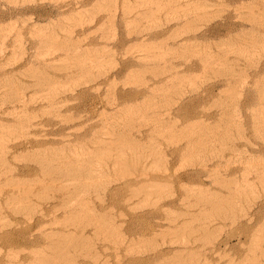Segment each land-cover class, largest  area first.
Here are the masks:
<instances>
[{
	"label": "rangeland",
	"instance_id": "obj_1",
	"mask_svg": "<svg viewBox=\"0 0 264 264\" xmlns=\"http://www.w3.org/2000/svg\"><path fill=\"white\" fill-rule=\"evenodd\" d=\"M262 16L264 0H0V264H264Z\"/></svg>",
	"mask_w": 264,
	"mask_h": 264
},
{
	"label": "bare ground",
	"instance_id": "obj_2",
	"mask_svg": "<svg viewBox=\"0 0 264 264\" xmlns=\"http://www.w3.org/2000/svg\"><path fill=\"white\" fill-rule=\"evenodd\" d=\"M186 7H187V6H186ZM187 10H189V9L187 8ZM146 11H147V10H146ZM148 11H150V10H148ZM148 11H147V12H148ZM139 13H141V12H139ZM143 13H144V12L142 11L141 14L143 15ZM148 13H149V12H148ZM146 14H147V13H146ZM146 14H144V15H146ZM149 14H150V13H149ZM149 14H148V15H149ZM139 15H140V14H138V16H139ZM148 15H146V16H148ZM261 15H262V14H261ZM140 16H141V15H140ZM146 16H145V17H146ZM262 17H264V16H262ZM138 18H139V17H138ZM141 18H142V17H141ZM259 18H261V17H259ZM259 18H258V19H259ZM139 19H140V18H139ZM189 19H190V18H189ZM187 20H188V19H187ZM255 20H256V19H255ZM261 20H264V19H261ZM188 21H189V20H188ZM188 21H187V23H189ZM258 22H259V21H258ZM184 23H185V22H184ZM184 23H183V24H184ZM190 23H191V22H190ZM183 24H182V25H183ZM185 24H186V23H185ZM185 24H184V25H185ZM180 25H181V24H180ZM180 25H179V26H180ZM244 33H245V31H244ZM238 34H239V33H238ZM242 34H243V33H242ZM239 35H240V34H239ZM243 35H244V34H243ZM246 35H247V34H246ZM250 35H251V34H250ZM168 36H169V35H168ZM170 36H171V35H170ZM166 38H167V37H166ZM166 38H165V36H164V38H162V39H166ZM169 38H170V37H169ZM169 38H168V39H169ZM171 38H173V37H171ZM162 39H161V40H162ZM237 39H238V38H237ZM242 39H243V38H242ZM248 39H249V38H247V41H250V40H248ZM250 39H251V38H250ZM244 40L246 41V39H244ZM254 40H255V39H254ZM163 41H164V40H163ZM163 41H162V42H163ZM241 41H242V40H241ZM245 41H243V42H245ZM250 42H251V41H250ZM245 43H246V42H245ZM252 43H253V42H251V45L254 44V43H253V44H252ZM164 44H165V43H164ZM185 44H186V43H185ZM248 44H250V43H248ZM156 45H157V44H156ZM251 45H250V46H251ZM250 46H249V47H250ZM171 47H172V46H171ZM185 47H186L185 45H183V44H180V45H179V43H178V45L175 46V47H173V49H175V52H176V50H180V51L184 52V51L186 50ZM192 47H194V46L192 45ZM153 48H154V46H153ZM158 48H159V46H158ZM189 48H190V47H189ZM242 48H243V47H242ZM242 48H241L240 50H242ZM245 48H246V47H245ZM245 48H243V49H244L243 51L246 50ZM190 49H191V48H190ZM235 49H236V48H235ZM187 50H188V49H187ZM192 50H194V49H192ZM180 51H179V52H180ZM190 51H191V50H190ZM190 51H189V52H190ZM173 52H174V51H173ZM187 52H188V51H187ZM223 52H224V51H223ZM236 52H237V51H236ZM82 53H83V52H82ZM185 53H186V51H185ZM226 54H227V53H226ZM238 54H239V53H238ZM241 54H242V53H241ZM224 55H225V54H224ZM75 56L77 57V59H76V58H75V59L79 62V60L81 59V58H80L81 55H78V54H77V55H75ZM75 56H74V57H75ZM216 56H218V54H217ZM216 56H215V57H216ZM221 56H222V55H221ZM223 57H226V56H223ZM79 58H80V59H79ZM210 59H211V57H210ZM216 59H217V57H216ZM219 59H221V58H219ZM223 60H225V59L223 58ZM205 61H207V59H206ZM215 61H216V60H215ZM220 61H221V60H220ZM234 61L236 62V60H234ZM213 62H214V61H213ZM223 62H224V61H223ZM227 62H228V61H226L225 63H227ZM232 62H233V61H232ZM80 63H81V62H80ZM77 64H79V63H77ZM223 64H224V63H223ZM233 64H234V63H233ZM208 65H212V66H213V64H208ZM236 65H237V63H236ZM146 66L148 67V65H146ZM224 66H225V64H224ZM227 66H228V65H227ZM84 67H85V66H84ZM144 67H145V66H144ZM151 67H152V66H151ZM206 67H208V66L206 65ZM219 67H220V66H219ZM221 67H222V66H221ZM231 67H232V66H231ZM231 67L228 66V69L230 70ZM145 69H146V68H145ZM147 69H148V68H147ZM219 69H220V68H219ZM224 69H225V68H224ZM148 70H149V69H148ZM224 71H226V69H225ZM157 72H158V71H157ZM159 72H160V71H159ZM215 72H216V71H215ZM226 72H227V71H226ZM226 72L223 73V72L221 71L220 74H226ZM233 72H234V71H233ZM217 73H218V71H217ZM227 73H228V72H227ZM231 73H232V71H231ZM231 73H230V74H231ZM36 74H37V73H36ZM226 75H227V74H226ZM231 75H232V74H231ZM33 76H34V72H33ZM174 76H175V75H174ZM227 76H228V75H227ZM40 77H41V76H40ZM34 78H35V77H34ZM179 78H180V76H179ZM36 79H37V77H36ZM176 79H178V77H176ZM176 79H175V80H176ZM181 79H183V77H182ZM44 80H45V79H44ZM173 80H174V79H173ZM45 82H46V81H45ZM256 82H257V81H256ZM261 82H262V81H261ZM257 83H258V82H257ZM258 84H259V83H258ZM262 85H264V82L260 83V84L258 85V87L260 86V88H261V87L264 88V86H262ZM260 88H259V89H260ZM262 88H261V92H264V91H262ZM262 94H264V93H262ZM151 98H152V97H151ZM152 100L154 101V98H153ZM157 100H158V99H157ZM153 101H152V102H153ZM152 102H151V103H152ZM154 102H155V101H154ZM157 103H158V102H157ZM159 103H160V102H159ZM221 103H222V102H221ZM152 105H153V104H152ZM157 105H160V104H157ZM149 106H150V105H149ZM154 107H156V106H154ZM157 107H160V106H157ZM148 108H149V107H148ZM150 109H151V108H150ZM155 109H156V108H155ZM153 110H154V109H153ZM153 114H157V112H156V113H153ZM157 115H158V114H157ZM226 117H227V116H226ZM224 118H225V117H224ZM126 119L129 120V121L132 120L131 117H130L131 120H130L129 118H126ZM226 119H227V118H226ZM224 120H225V119H224ZM129 121L125 122V123H126L125 126H127V125L129 126V124H128ZM132 121L135 122V121H137V120L135 119V120H132ZM132 121L129 122L131 125H132ZM155 121L157 122V120H155ZM162 121H163V120H162ZM225 121H226V120H225ZM160 122H161V120H160ZM137 123H138V122H137ZM137 123H136V124H137ZM157 123H159V122H157ZM157 123H156V124H157ZM222 123H224V122L222 121ZM139 124H140V123H139ZM159 124H160V123H159ZM161 124H162V122H161ZM137 125H138V124H137ZM141 125H142V124H141ZM128 126H127V127H128ZM188 126H189V125H188ZM190 126H191V125H190ZM190 126H189V127H190ZM207 126H208V125H207ZM127 127H126V128H127ZM131 127H132V126H131ZM159 127H160V126H159ZM189 127H186V128H189ZM191 127H193V126H191ZM209 127H210V126H209ZM129 128H130V126H129ZM124 129H125V128H124ZM127 129H128V128H127ZM172 129H173V128H172ZM182 129H184V128H182ZM191 129H192V128H191ZM191 129H190V130H191ZM209 129H210V128H208V130H209ZM255 129H256V128H255ZM170 130H171V129H170ZM184 130H185V129H184ZM204 130H205V129H204ZM204 130H203V131H204ZM208 130H207V132H208ZM171 131H172V130H171ZM255 131L258 132L257 130H255ZM166 132L169 133L170 131L167 129ZM179 132H180V130H179ZM190 132H191V131H190ZM183 133H185V131H184ZM187 133H188V131H187ZM191 133H193V132H191ZM191 133H190V134H191ZM202 133H204V132H202ZM202 133H201V134H202ZM170 134H171V133H170ZM257 134H258V133H257ZM185 135H186V133H185ZM119 136H120V135H119ZM124 136H125V135H124ZM200 137H201V136H200ZM202 138H203V137H202ZM122 139H123V138H122ZM96 140H98V139H96ZM99 140H100V139H99ZM130 140H131V139H130ZM105 141H106V140H103V142H105ZM109 141H111V140H109ZM109 141H108V142H109ZM116 141H117V140H116ZM116 141H115V142H116ZM132 141H133V140H132ZM111 142H112V141H111ZM117 142H118V143H116V145H117V144H120L119 146H123V147H124L125 145H130V142H129L128 140H124V139H123V141H120V142L117 141ZM128 142H129V143H128ZM92 143H93V142H92ZM100 143H102V142H99V143L97 142V144H100ZM113 143H114V142H113ZM199 143H200V142H199ZM201 143H202V142H201ZM102 144H104V143H102ZM111 144H112V143H111ZM144 144H145V143H144ZM105 145H106V144H105ZM131 145H132V144H131ZM131 145H130V147H131ZM133 145H135V144H133ZM133 145H132V146H133ZM107 146H108V145H107ZM113 147H115V145H114ZM119 148H120V147H119ZM126 148H127V147H126ZM145 148H146V147H145ZM107 153H108V152H107ZM107 155H108V154H107ZM118 155H120V154H118ZM115 156H116V155H115ZM115 156H113V157H115ZM128 157H129V156H128ZM118 158H119V159L117 160V161H118L117 163L120 162L119 164L121 165V167H126V166H128V167H130V168L133 169V167L136 165V162H135V161L128 162V160L130 161L131 159H134L133 157H131V158H125V157H123V155H120ZM141 158H142V157H141ZM136 159H137V156H136ZM53 170H54V169H53ZM48 171H49V169H48ZM45 173L48 175V173H50V171H49L48 173H47V172H45ZM54 173H55V172H54ZM54 173H52V171H51V174H54ZM60 174H61V173H60ZM54 175H55V174H54ZM59 176H60V175H59ZM229 182H230V181H229ZM229 182H228V183H229ZM230 183H231V182H230ZM230 183H229V185H230ZM98 185H99V184H98ZM225 186H226V185H225ZM141 187H143V186H141ZM137 188H138V187H137ZM137 188H136V189H137ZM159 188H160V186L155 185V186L152 187L151 190H148L146 187H144V188H140V189L138 188V190H135V189L132 190V189H131L132 191H131V190H130V191H131L132 193L130 192V194H131L132 196H133V195L135 196V192H137L136 195H138V192L140 193V191H141V192H142V191H145L147 194H148V193L151 194L152 192H158V191H159ZM232 188H233V187H232ZM236 189H237V188H236ZM156 190H157V191H156ZM234 190H235V189H234ZM133 192H134V193H133ZM142 193H143V192H142ZM202 193H203V192H202ZM210 193H211V192H210ZM213 193H214V192H213ZM231 194H232V193H231ZM231 194H230V195H231ZM73 195H74V194H73ZM210 195H211V194H210ZM220 195H221V194H220ZM232 195H234V194H232ZM203 196H204V195H203ZM207 196H209V195H207ZM226 196H228V195H226ZM226 196H225V197H226ZM11 197H12V196H11ZM72 197H73V196H72ZM210 197H211V196H210ZM216 197H217V196H216ZM20 198H21V197H20ZM228 198H229V196H228ZM15 199H16V198H15ZM18 199H19V198H18ZM21 199H22V198H21ZM23 199H24V198H23ZM26 199H27V197H26ZM210 199H211V198H210ZM212 199H213V198H212ZM220 199H221V198H220ZM220 199H218V200H220ZM223 199H224V198H223ZM13 200H14V199H13ZM213 200H214V199H213ZM215 200H216V199H215ZM231 200H232V199H231ZM79 201H80V200H79ZM226 201H227V200H226ZM24 202H25V201H24ZM82 202H83V200H82ZM85 202H86V201H85ZM85 202H84V203H85ZM26 203H27V202H26ZM29 203H30V202H29ZM86 203H87V202H86ZM226 203H227V202H226ZM80 204H81V203H80ZM88 204H89V203H88ZM216 204H217V203H216ZM216 204L209 205V207L211 206V208L213 209V208L216 206ZM64 205H67V204L64 203ZM219 205H220V204H219ZM219 205L217 204V206H219ZM226 205H227V204H226ZM79 206H80V205H79ZM62 207H64V206H62ZM65 207H66V206H65ZM69 207H70V206H69ZM87 207H88V206H87ZM219 207H220V206H219ZM227 207H228V206H227ZM81 208H82L81 211H83V207H81ZM217 208H218V207H217ZM222 208H223V207H222ZM69 209H70V208H69ZM77 209H78V208H77ZM87 209H88V208H87ZM214 209H215V208H214ZM229 209H230V208H229ZM88 210L90 211L91 209H88ZM232 210H233V208H232ZM70 211H71V210H70ZM74 211H75V210H72V213H77V212H74ZM76 211H77V210H76ZM85 211H86V210H85ZM225 211H226V210H225ZM79 212H80V210H79ZM79 212H78V213H79ZM91 212H93V209H92ZM214 212H215V211H214ZM230 212H231V211H230ZM81 213H82V212H81ZM102 213H103V212H102ZM201 213H203V211H202ZM215 213H216V212H215ZM222 215H223V214H222ZM85 216H86V215H85ZM99 216H100V215H99ZM99 216H97V217H98V221H101V222L103 221V223H104V218L101 217V216L99 217ZM104 216H105V215H104ZM107 216H108V215H107ZM71 217H73V216H71ZM75 217H76V216H75ZM91 217H92V216H91ZM94 217H95V215H94ZM109 217H110V216H109ZM80 218H82V216H81ZM89 218H90V217H89ZM241 218H242V217H241ZM72 219H73V218H72ZM72 219H70V220H72ZM95 219L97 220V218H95ZM74 220H75V219H74ZM96 220H94L93 222H95ZM252 220H253V216L251 217V216L249 215V216L247 217V220H245V221H246V223H247V222H251ZM81 221H82V220H81ZM105 222H106V220H105ZM108 222H109V221H108ZM71 223H73V222H71ZM89 223H90V222H89ZM91 224H92V221H91ZM103 225H104V224H103ZM94 227H95V226H94ZM100 227H101V226H99V228H100ZM97 229H98V228H97ZM101 229H102V228H101ZM101 229H99V230H101ZM105 229H106V228H105ZM96 231H97V230H96ZM176 231H177V230H176ZM173 232H174V231H173ZM61 233H62V232H61ZM101 233H102V232H101ZM209 233H210V232H209ZM50 234H51V233H50ZM56 234H57V233H56ZM107 234H108V233H107ZM66 235H67V234H66ZM68 235H69V234H68ZM56 236H58V235H56ZM69 236H70V235H69ZM80 236H81V235H80ZM80 236H79V239H80ZM59 237H60V236H59ZM73 237H74V236H73ZM77 237H78V236H77ZM108 237H109V236H108ZM71 238H72V237H71ZM71 238H70V239H71ZM74 238L76 239V237H74ZM70 239H69V240H70ZM72 239H73V238H72ZM82 239H83V238L81 237L80 240H82ZM103 239H104V238H103ZM73 240H74V239H73ZM80 240H79V242H81ZM76 241H77V239H76ZM88 241H89V240H88ZM54 242H55V241H54ZM82 242H83V241H82ZM62 243H63V242H62ZM62 243H61V244H62ZM69 243H70V242H69ZM58 244H60V243H58ZM63 244H64V243H63ZM65 244H66V242H65ZM70 244H71V243H70ZM73 244H74V243H73ZM75 244H76V243H75ZM53 245H54V244H53ZM80 245H81V244H80ZM226 245H227V244H226ZM55 246H56V245H55ZM83 246H84V245H83ZM51 247H52V244H51ZM73 247H74V246H73ZM90 247L92 248V246H90ZM254 247H255V246H253V249H254ZM48 248H50V247H48ZM56 248H57V246H56ZM70 248H71V247H70ZM81 248H82V247H81ZM83 248H84V247H83ZM51 249H52V248H51ZM53 249H54V248H53ZM58 249H60V248L58 247ZM61 249H63V248H61ZM56 250H57V249H56ZM56 250H55V251H56ZM63 250H64V249H63ZM65 250H66V248H65ZM85 250H87V249L85 248ZM254 250H255V249H254ZM82 251H83V250H82ZM78 252H79V251H78ZM66 253H67V252H66ZM68 253H69V252H68ZM85 253H86V251H85ZM85 253H84V256H85ZM178 253L180 254L181 252L179 251ZM58 254H59V253H58ZM64 254H65V253H64ZM60 255H61V254H60ZM66 255H67V254H66ZM66 255H65V256H66ZM70 255H71V254H70ZM176 255H177V253H176ZM176 255H173V256H176ZM45 256H46V255H45ZM185 256H186V255H185ZM194 257H195V256H194ZM50 258H51V257H50ZM184 258H185V257H184ZM190 258H191V257H190ZM190 258H189L188 260H190ZM196 258H197V257H196ZM179 259H180V258H179ZM179 259H178V260H179ZM186 259H187V258H186ZM191 259H192V258H191ZM52 260H53V259H52ZM69 260H70V259H69ZM167 260H168V259H167ZM183 260H184V259H183ZM166 262H167V261H166ZM178 262H179V261H178ZM183 262H184V261H183ZM175 263H176V262H175ZM70 264H71V263H70ZM178 264H179V263H178ZM180 264H181V263H180Z\"/></svg>",
	"mask_w": 264,
	"mask_h": 264
}]
</instances>
